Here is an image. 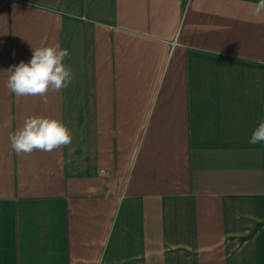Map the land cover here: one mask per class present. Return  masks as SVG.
<instances>
[{"label":"crops","instance_id":"crops-1","mask_svg":"<svg viewBox=\"0 0 264 264\" xmlns=\"http://www.w3.org/2000/svg\"><path fill=\"white\" fill-rule=\"evenodd\" d=\"M257 2L0 0V264H264ZM57 44L70 86L13 94ZM29 117L72 143L18 155Z\"/></svg>","mask_w":264,"mask_h":264},{"label":"clouds","instance_id":"clouds-1","mask_svg":"<svg viewBox=\"0 0 264 264\" xmlns=\"http://www.w3.org/2000/svg\"><path fill=\"white\" fill-rule=\"evenodd\" d=\"M264 13V0H258L255 14ZM69 51L58 44L33 49L28 62L11 66L7 81L8 89L16 96H41L49 90L60 91L70 86L73 73L64 63ZM72 133L60 121L44 117H29L24 126L10 136L11 147L19 155L30 154L34 150L52 152L60 146L72 143ZM250 144H264V119L253 130Z\"/></svg>","mask_w":264,"mask_h":264},{"label":"built area","instance_id":"built-area-1","mask_svg":"<svg viewBox=\"0 0 264 264\" xmlns=\"http://www.w3.org/2000/svg\"><path fill=\"white\" fill-rule=\"evenodd\" d=\"M104 172V171H103Z\"/></svg>","mask_w":264,"mask_h":264}]
</instances>
